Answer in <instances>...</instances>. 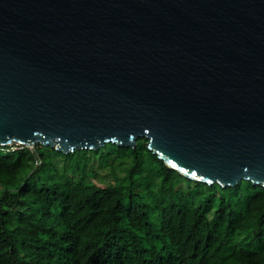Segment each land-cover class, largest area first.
Here are the masks:
<instances>
[{
	"label": "water",
	"instance_id": "obj_1",
	"mask_svg": "<svg viewBox=\"0 0 264 264\" xmlns=\"http://www.w3.org/2000/svg\"><path fill=\"white\" fill-rule=\"evenodd\" d=\"M138 137L189 178L264 186V0H0V144Z\"/></svg>",
	"mask_w": 264,
	"mask_h": 264
},
{
	"label": "trees",
	"instance_id": "obj_2",
	"mask_svg": "<svg viewBox=\"0 0 264 264\" xmlns=\"http://www.w3.org/2000/svg\"><path fill=\"white\" fill-rule=\"evenodd\" d=\"M0 144V264H264V186L167 166L138 137Z\"/></svg>",
	"mask_w": 264,
	"mask_h": 264
},
{
	"label": "built area",
	"instance_id": "obj_3",
	"mask_svg": "<svg viewBox=\"0 0 264 264\" xmlns=\"http://www.w3.org/2000/svg\"><path fill=\"white\" fill-rule=\"evenodd\" d=\"M17 144H19V143L10 142V143L5 144V146H7L6 149H8V150H14L15 148H17Z\"/></svg>",
	"mask_w": 264,
	"mask_h": 264
}]
</instances>
